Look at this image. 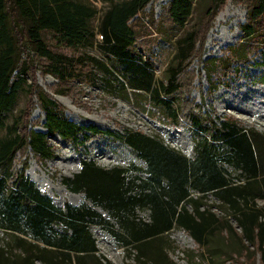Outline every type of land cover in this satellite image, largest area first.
Returning a JSON list of instances; mask_svg holds the SVG:
<instances>
[{
  "label": "trees",
  "instance_id": "1",
  "mask_svg": "<svg viewBox=\"0 0 264 264\" xmlns=\"http://www.w3.org/2000/svg\"><path fill=\"white\" fill-rule=\"evenodd\" d=\"M99 1L103 7L93 30L90 23L99 9L90 0H0V233L6 237L0 242V264H113L98 255L89 230L94 223L109 231L136 264H176L169 257L174 247L167 236L173 227L188 233L199 248L193 255L206 264H236L239 257L252 264L258 257L264 264V208L257 204L264 199V134L231 119L215 122L190 109L187 115L195 136L189 156L131 130L118 137L144 168L133 164L103 168L83 161L63 183L74 192H84L88 201L106 211L105 219L86 203L55 204L29 177L12 171L11 160L19 149L28 147L45 159L51 155L47 138L57 134L74 139L85 130L67 119L51 97L29 85L26 90L42 110L44 130L18 129L6 121L24 88L23 76L35 78L40 60L46 64L45 72L59 80L73 78L76 68L89 64L91 80L111 89L118 82L124 90L145 93L176 120L171 95L178 89L182 64L195 48L196 34L189 30L176 40L177 67L166 69L167 80L157 78L152 64L136 55L131 25L151 0ZM207 1L211 13L226 0ZM168 2V16L183 27L194 1ZM247 14L242 38L257 37V48L262 50L256 49L255 56L264 66V0H250ZM44 33L71 49L94 44L100 57L75 58L55 51L47 46ZM244 55L241 49L235 51L238 60ZM226 167L237 173L231 176ZM208 193L217 204H208ZM137 209H147L148 220L139 217Z\"/></svg>",
  "mask_w": 264,
  "mask_h": 264
},
{
  "label": "rangeland",
  "instance_id": "2",
  "mask_svg": "<svg viewBox=\"0 0 264 264\" xmlns=\"http://www.w3.org/2000/svg\"><path fill=\"white\" fill-rule=\"evenodd\" d=\"M90 1L99 9L90 23L95 30L103 4L99 0ZM193 1V9L183 27L175 25L168 16V0H151L131 22L136 34V55L148 60L156 77L165 80L166 69L172 65V70L177 67L174 64L176 40L189 30L196 34L195 48L182 64L176 81L178 89L171 95L178 115L176 120L168 117L164 107L156 106L145 93L124 90L118 82L111 89L98 80H91L93 71L89 64L76 68L73 78L59 80L45 72L46 64L40 60L36 63L35 78L28 74L23 76L24 88L19 91L6 121L18 129L25 126L44 130L43 113L36 98L26 90L29 85L51 97L67 119L85 130L74 139L57 134L47 138L51 155L45 159L28 147L19 149L11 160L12 171L33 178L42 187L40 189L32 180L39 190L49 195L55 204L77 206L86 203L105 219L106 211L88 201L84 192L70 190L63 181L72 177L83 161L89 160L103 168L132 164L144 168L143 161L118 137L119 134L140 131L189 156L195 136L187 115L190 109L200 110L215 122L231 119L244 128L264 134V66L260 64V57L255 56L256 49L262 48H257V37L242 38L241 25L247 22L250 0H226L211 13L208 12L209 1ZM44 37L47 46L55 51L75 58L86 54L100 57L94 44L71 49L56 42L53 34L44 33ZM238 49L244 51L243 60L235 56ZM110 65L119 71L114 60H110ZM91 126L102 133H94ZM226 169L231 176L237 173L231 167ZM205 200L211 205L218 203L210 193ZM257 204L264 208V199H258ZM136 213L144 220L149 218L147 209H137ZM54 227L60 229L59 225ZM89 230L98 255L113 264H136L133 255L126 256L109 231L97 223L91 224ZM167 236L174 247L169 257L176 264H206L204 259L193 255L199 248L186 231L173 227ZM0 239V242L6 241L1 233ZM236 264H252V261L239 257ZM253 264H260L258 257Z\"/></svg>",
  "mask_w": 264,
  "mask_h": 264
},
{
  "label": "bare ground",
  "instance_id": "3",
  "mask_svg": "<svg viewBox=\"0 0 264 264\" xmlns=\"http://www.w3.org/2000/svg\"><path fill=\"white\" fill-rule=\"evenodd\" d=\"M32 180H34L33 178H32ZM35 181V180H34ZM35 183H36V185L40 188V189H42V187L41 186H39L38 185V183L35 181Z\"/></svg>",
  "mask_w": 264,
  "mask_h": 264
}]
</instances>
